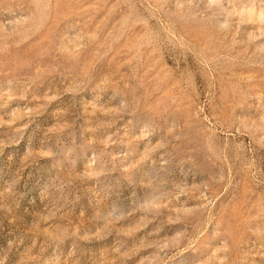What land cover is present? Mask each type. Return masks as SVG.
<instances>
[{
	"label": "rangeland",
	"instance_id": "374dc122",
	"mask_svg": "<svg viewBox=\"0 0 264 264\" xmlns=\"http://www.w3.org/2000/svg\"><path fill=\"white\" fill-rule=\"evenodd\" d=\"M0 264H264V0H0Z\"/></svg>",
	"mask_w": 264,
	"mask_h": 264
}]
</instances>
